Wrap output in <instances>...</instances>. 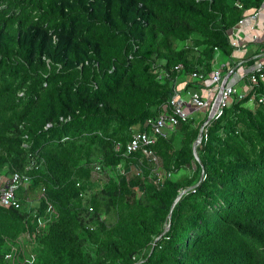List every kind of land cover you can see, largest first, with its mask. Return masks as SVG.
I'll list each match as a JSON object with an SVG mask.
<instances>
[{
  "label": "trees",
  "instance_id": "1",
  "mask_svg": "<svg viewBox=\"0 0 264 264\" xmlns=\"http://www.w3.org/2000/svg\"><path fill=\"white\" fill-rule=\"evenodd\" d=\"M263 5L0 0L1 184L28 175L0 205V264H264L263 79L204 126L198 158L205 110L159 136L158 165L127 152L181 81L229 71L233 29Z\"/></svg>",
  "mask_w": 264,
  "mask_h": 264
},
{
  "label": "built area",
  "instance_id": "2",
  "mask_svg": "<svg viewBox=\"0 0 264 264\" xmlns=\"http://www.w3.org/2000/svg\"><path fill=\"white\" fill-rule=\"evenodd\" d=\"M261 9L252 14L253 18L260 15ZM245 19L241 20L239 24L243 23ZM233 44L237 46V41L233 40ZM224 65H219L210 73L209 78L212 87L206 93L201 90L187 89L189 102L186 104L181 98V91L177 88L175 95L169 103L163 106V112L156 118H149L147 125L150 130L140 131L133 134L130 142L127 144V152L131 153L137 150H142L149 161L154 164H159V156L153 149V145L158 140L159 136L172 132L181 122L190 120L198 111L206 110L209 115L204 125L209 124L212 119L222 115L225 107L230 103L233 96L239 98L245 97L254 89L259 79L264 80V65L256 67L249 78V89L247 92L241 91L236 85L229 83V76L222 72ZM178 68V67H177ZM192 77H202L198 73H193ZM244 77V76H243ZM261 102L264 101V95L259 96ZM121 146L120 143L117 145ZM96 172H102L103 167L99 163H95ZM28 175L19 173L15 174L14 182H9L5 185L1 184L3 179L0 177V205L10 207H19L20 203L15 197L16 188L18 187V180L27 178Z\"/></svg>",
  "mask_w": 264,
  "mask_h": 264
},
{
  "label": "crops",
  "instance_id": "3",
  "mask_svg": "<svg viewBox=\"0 0 264 264\" xmlns=\"http://www.w3.org/2000/svg\"><path fill=\"white\" fill-rule=\"evenodd\" d=\"M233 40L237 41L235 52L232 59H229L230 68L225 74L229 76V83L236 85L241 91L247 92L249 89V77L247 74L253 72L256 67L264 65V50L259 51L257 45L264 43V5L261 7V13L257 17L248 15L244 22L237 24L232 32ZM254 59V63H247L248 60ZM228 63L226 60L218 62L219 65ZM244 76V77H243ZM187 81L180 82L178 88L181 91V98L186 104L189 102V96L183 91ZM212 87L211 82H207L204 88L200 90L207 94L206 91Z\"/></svg>",
  "mask_w": 264,
  "mask_h": 264
},
{
  "label": "water",
  "instance_id": "4",
  "mask_svg": "<svg viewBox=\"0 0 264 264\" xmlns=\"http://www.w3.org/2000/svg\"><path fill=\"white\" fill-rule=\"evenodd\" d=\"M204 126L205 125H203L202 127H201V129H200V133H199V136H198V138H197V140L195 141V143H194V153H195V155H196V157L198 158V154H197V147H198V145L201 143V141H202V138H203V132H204ZM170 225V224H169ZM169 225H168V228H169Z\"/></svg>",
  "mask_w": 264,
  "mask_h": 264
},
{
  "label": "rangeland",
  "instance_id": "5",
  "mask_svg": "<svg viewBox=\"0 0 264 264\" xmlns=\"http://www.w3.org/2000/svg\"><path fill=\"white\" fill-rule=\"evenodd\" d=\"M94 175L98 178H103V177L105 178L107 176L106 173H104V171H102V172H96L95 171Z\"/></svg>",
  "mask_w": 264,
  "mask_h": 264
},
{
  "label": "clouds",
  "instance_id": "6",
  "mask_svg": "<svg viewBox=\"0 0 264 264\" xmlns=\"http://www.w3.org/2000/svg\"><path fill=\"white\" fill-rule=\"evenodd\" d=\"M206 111V110H205ZM10 182H14V179H12ZM9 183V182H8Z\"/></svg>",
  "mask_w": 264,
  "mask_h": 264
}]
</instances>
